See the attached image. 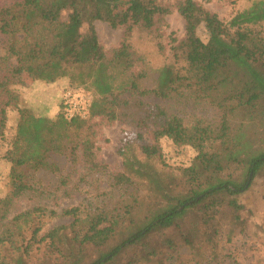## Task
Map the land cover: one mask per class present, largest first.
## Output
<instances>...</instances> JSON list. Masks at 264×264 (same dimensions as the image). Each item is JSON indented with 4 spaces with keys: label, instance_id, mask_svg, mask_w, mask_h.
Masks as SVG:
<instances>
[{
    "label": "trees",
    "instance_id": "trees-1",
    "mask_svg": "<svg viewBox=\"0 0 264 264\" xmlns=\"http://www.w3.org/2000/svg\"><path fill=\"white\" fill-rule=\"evenodd\" d=\"M98 1L0 4L4 48L0 55V145L6 136L8 108L13 106L19 113L4 154L11 163L10 190L0 198V249L11 251L15 258L10 262L0 254V264H177L179 259L184 260L182 264H218L222 241L231 240L236 226L246 227L242 215L247 208L240 196L264 178V0H252L228 21L198 0H160V8L131 0L129 7L137 11L132 21L110 14ZM174 11L184 19L182 37L177 30H167L166 18ZM97 20L112 27L125 26L126 34L136 25L144 26L155 34L160 52L169 48L176 62L185 63L186 73L163 68L159 84L145 87L142 81L147 75L137 69V53L126 39L106 50L99 40ZM86 23L88 29L83 31ZM201 28L207 33L205 40ZM23 77L48 83L68 77L78 84L72 88L86 92L91 88L95 96L85 117L68 118L63 103L55 117L37 115L19 104L15 87L24 84ZM185 94L213 105L215 118L189 127L182 117L144 100ZM133 111L139 115L138 129L153 124L152 142L141 146L148 159H162L161 139L177 142L198 128L205 130L196 156L169 190L161 185L158 172L148 169V183L164 205L140 216L141 194L129 190L112 208H66L61 214L71 221L50 228L47 217L57 212L50 210V215L41 206L10 217L16 202L34 189L29 173L58 169L49 161L52 154L71 150L75 157L81 148L87 169L105 168L98 158L92 121H123ZM143 136L141 130L135 133L138 139ZM131 143L126 136L120 150L123 170L113 176L114 188L136 184L127 172L129 165L142 170ZM61 184L67 185L68 177H62ZM35 250L41 252L40 257L34 256ZM90 252L95 256L89 258Z\"/></svg>",
    "mask_w": 264,
    "mask_h": 264
},
{
    "label": "rangeland",
    "instance_id": "rangeland-1",
    "mask_svg": "<svg viewBox=\"0 0 264 264\" xmlns=\"http://www.w3.org/2000/svg\"><path fill=\"white\" fill-rule=\"evenodd\" d=\"M11 1L13 0H0V4L10 3ZM138 1L145 5L161 7L159 5L160 0ZM198 1L217 13L225 21L230 20L237 12L248 8L252 4V0ZM130 2L131 0L98 1L99 5L110 14L132 21L136 17L137 11L129 7ZM166 20L168 22V32L177 30L181 37L184 35V19L176 11L169 14ZM95 26L101 44L108 51L118 47L124 39L127 40L139 56L137 69L143 70L147 75L142 81L145 87L153 88L159 84L163 68H170L178 74L186 73L185 63L183 61L176 62L169 48L165 53L160 52L155 34H152L144 26L136 25L128 34H126L125 26L112 27L110 23L102 20L95 21ZM87 29L88 25L86 23L82 30L86 31ZM199 33L204 40L207 38L204 28H201ZM3 54L4 48L0 36V55ZM23 81V85L15 87L20 95V106L31 108L37 115L49 117H55L61 110L65 92L72 86H78L68 77L60 78L52 83L43 80L32 81L29 77H23ZM86 90L91 93L92 97L93 94L95 96L93 89L88 88ZM144 100L150 103L149 105H162L167 114H176L182 117L189 127L198 121L203 123L212 121L216 116V108L213 105L198 101L188 94L164 100L149 96L145 97ZM139 114H142L141 110ZM7 116L6 136L0 145V198L4 197L10 190L9 172L11 163L5 159L4 154L16 131L19 120L17 108L9 107ZM138 116L137 112L133 111L132 114L129 112V116L123 121L118 120L109 123L101 118L93 119L98 158L105 165V168L98 171L87 169L81 148L77 149L75 157L71 155V150L66 154H52L49 161L56 165L58 169L56 171L40 169L29 173L28 179L33 184L34 189L26 192L16 202L10 217L29 208L41 206L46 208L50 215V210L57 212L56 215L47 217L46 227L50 228L71 221L68 216L61 214L66 208L78 206L87 209H92L95 206L112 208L129 190H138L137 193L141 194L140 216L148 213L153 207L164 205L165 201H161L153 186L148 183V180L151 179V171L148 169L152 168L154 174L158 172L161 185L169 190L170 184H177L180 181L182 168L189 166L193 161L205 136V130L198 128L191 135L179 138L177 142L170 138L161 139L162 159L159 157L148 159L141 146L152 142L151 130L153 124L150 123V128L138 129L136 126ZM139 130L144 134L142 139L135 137V133ZM128 135L132 142V154L136 156L134 158L141 160L142 166L138 165L142 167V170L139 171V167L133 164L129 165L126 167L127 172L136 178V184L127 189L114 188L113 176L123 170V156L120 150L123 148ZM62 177H68L67 185L61 184ZM240 201L247 208V211L243 212L242 215L246 219L244 222L246 227L243 228V225L236 226L231 240L222 241L218 264H264V178H258L251 189L240 196ZM229 222L231 221L227 220L228 225L231 224ZM182 252L183 255H186L184 251ZM0 254L6 255L10 262H13L15 258V254L5 248L0 249ZM34 256L40 257L41 252L35 250ZM93 256H95V252L92 254L90 252L89 258ZM34 259L31 258V260ZM187 259H190V257ZM183 261V259H179L176 263L182 264ZM187 264H192V262Z\"/></svg>",
    "mask_w": 264,
    "mask_h": 264
},
{
    "label": "built area",
    "instance_id": "built-area-1",
    "mask_svg": "<svg viewBox=\"0 0 264 264\" xmlns=\"http://www.w3.org/2000/svg\"><path fill=\"white\" fill-rule=\"evenodd\" d=\"M92 100V95L78 88L68 89L63 98V105L66 116L74 118L76 116H86L88 105Z\"/></svg>",
    "mask_w": 264,
    "mask_h": 264
}]
</instances>
